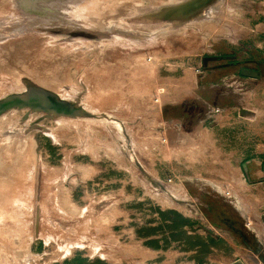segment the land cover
Segmentation results:
<instances>
[{
    "label": "rangeland",
    "instance_id": "obj_1",
    "mask_svg": "<svg viewBox=\"0 0 264 264\" xmlns=\"http://www.w3.org/2000/svg\"><path fill=\"white\" fill-rule=\"evenodd\" d=\"M263 1L217 0L184 27L170 25L172 31L162 37L131 34L127 44L116 45L121 55L114 54L108 62L71 64L69 54L67 61L50 69H27L6 57L24 89L23 75L69 101L77 100L98 117L49 119L42 112L22 117L15 132L30 135L34 154L42 157L36 162L35 237L31 241L33 227L23 202L13 204L0 222V264L158 263L157 258L143 262L104 256H119L120 246L129 242L150 249L174 243L184 250L196 247L202 263L213 247L224 246L220 235L232 234L242 243L234 197L222 179L214 178L218 165L208 164L204 155L211 152L206 143L217 139L223 155L232 151L242 159L219 165L236 168L241 182L239 166L264 155V117L256 121L241 107L249 92L264 108V91L250 82L255 77L242 73L249 69L264 76V47L253 32ZM50 17L55 30L46 25ZM42 20L47 22L23 34H58L44 35L45 41L36 34V48L48 49L55 38L66 35L68 43L76 36L108 38L94 31L76 34L81 23L52 12H44ZM20 51L23 62L28 53ZM44 52L36 56L40 59L38 53ZM43 75L47 82L40 80ZM203 141L205 146H198ZM115 209L112 230L119 237L113 248L96 242L93 235ZM223 216L239 232L222 222Z\"/></svg>",
    "mask_w": 264,
    "mask_h": 264
},
{
    "label": "water",
    "instance_id": "obj_2",
    "mask_svg": "<svg viewBox=\"0 0 264 264\" xmlns=\"http://www.w3.org/2000/svg\"><path fill=\"white\" fill-rule=\"evenodd\" d=\"M217 0H0V125L18 128L29 112H42L49 119L96 118L78 102L61 97L50 88L18 77L6 64V47L22 39L27 29L39 28L44 12H52L68 21L86 26L102 35L130 39V33L162 37L172 31L170 25L184 27V22L205 12ZM251 77L254 70L243 69ZM14 148L0 144V222L23 202L30 213L32 239L35 237L37 165L42 157L33 154L28 140L12 142ZM246 244V242L244 241ZM247 245V244H246ZM232 264H242L234 261Z\"/></svg>",
    "mask_w": 264,
    "mask_h": 264
},
{
    "label": "crops",
    "instance_id": "obj_3",
    "mask_svg": "<svg viewBox=\"0 0 264 264\" xmlns=\"http://www.w3.org/2000/svg\"><path fill=\"white\" fill-rule=\"evenodd\" d=\"M262 6L264 9V1ZM253 32L255 36L259 37V44L264 47V11L259 14L257 22L254 24ZM249 80H254L250 82L258 85V91L261 90V93L264 91L263 74H259V77ZM254 95L255 92L253 91ZM247 97L249 99L245 98L241 102V107L249 110L250 115L256 121H259V118L264 117V108L259 107L261 101L259 97L250 98L251 94L249 92H247ZM198 139V141H201L200 136ZM204 141L203 143L199 142L198 146L204 147ZM216 142L217 139H214L212 145H208L207 143L209 142L206 143V146L211 147V152L206 156L204 155V158L208 164L218 165L217 169L214 170V173H216L214 178L217 180L222 179L224 187L229 192L227 194L234 197V206L242 222L241 229L243 231V235L239 233L240 235L238 236L243 237V244H237L232 234L220 235L224 240V246H221V248L218 246L213 247L205 262L202 263L197 259L196 247L184 250L177 243L165 249H150L142 248L140 245H135L134 242H129V244L120 246L122 253L119 256H115L111 252L104 256L109 259H116L117 257H120L119 259H134V257H137L139 261L143 262L157 258V264H230L237 260L241 261L242 264H264V155L256 154L244 161L243 164L245 165L243 168H241V165L239 166L244 179L241 182L236 168H232L230 171V168L222 169L219 165L240 163L242 159L235 156L232 151H228L226 152L227 154L223 155L220 146ZM199 157L203 156L199 154ZM111 213V211L107 213L104 224H99L94 229V235H92L96 242L110 244L113 247L118 244L119 236L112 230L113 224L117 223L116 209L113 214ZM99 233L103 236L98 235ZM102 237L104 239H101ZM218 238L216 235L215 240L218 241ZM101 257L103 258V256Z\"/></svg>",
    "mask_w": 264,
    "mask_h": 264
},
{
    "label": "bare ground",
    "instance_id": "obj_4",
    "mask_svg": "<svg viewBox=\"0 0 264 264\" xmlns=\"http://www.w3.org/2000/svg\"><path fill=\"white\" fill-rule=\"evenodd\" d=\"M215 9H216V7H215ZM49 15H51V14H49ZM54 18H56V17H54ZM51 19H53V18L50 17V21H48V23H46V25H48V27L53 28L56 24L55 25L52 24L53 21H51ZM60 19H61V17H60ZM54 21H55V19H54ZM72 22H76V21H72ZM57 23H59L60 26H61V24H64L63 22L60 23L59 21ZM59 24H58V27H59ZM77 24H75V26H78ZM67 26H69V25H67ZM65 27H66V25L64 26V28ZM69 28H71V27H69ZM60 29H61V27H60ZM65 29H63V30H65ZM77 29L78 30L80 29V30L77 31V32L75 30V33L76 34L79 32L81 34V36L82 35L85 36V32L88 33V31L89 32H93L94 31V25L86 26L84 24H81V25H79V28H77ZM53 30H55V28H53ZM53 30L50 33H47V34H45V33L40 34V33H37V32L34 33L32 31H30V34L28 32L25 33V34H23V36H26L25 38H22V39H19V40H13L6 47V57H8V58L9 57H12L13 59H15V61L17 63L20 62V63L23 64L22 66H24V67L26 66L27 69L28 68L29 69H37V68H47V69H50V67L55 66L56 64H58V62L60 63V62L67 61L65 59L66 58L67 59L69 58L68 57L69 54L72 55V57L69 55L71 57V58H69L71 60L70 61L71 64H76L79 61H85V62L92 61V62L103 63V62H108L107 60L110 57H114V54L116 55V54H119L118 52H121L118 49L116 51V45L119 44V46H120V44H121L120 41H122V45H123V43L127 44L131 40V38L130 39H127V38H120V37L107 36V35H104V36H107L108 37L107 39H104V40H101V39H95V40H92V39H79V37L76 36V37H71L70 38V39H74V41L72 43H68V42L64 41V39L67 40L66 37H68L66 35V33H65L66 37L64 36V37H60V38H55V40H53L55 42L53 44H51L50 47H48V49L36 48V46H35L36 45V42H35V38L36 37H35V35L36 34L37 35H40L39 37L38 36L37 37H38L39 40L41 39V41H42V39L45 38L44 35H51V34H53V36H54L55 33L58 31L57 30V31L53 32ZM72 30H70V31L72 32ZM27 31H28V29H27ZM94 32L97 33V36H100L101 35V33L98 32V31H94ZM56 34H58V33H56ZM60 34H61V32H60ZM131 34L132 33H130V35ZM77 39H79V42L77 41ZM147 39L149 40V38H147ZM43 41H45V39ZM53 41H51V42H53ZM144 41H146V40H144ZM144 45H146V44H144ZM120 48H122V47H120ZM21 49H24L28 53V55H27V53H25V51L24 52L22 51L24 53L23 56H25V54L27 55L26 56L27 59L24 60L23 62H21L22 59H21V56H20V54H22V53H20L21 52L20 51ZM36 49H37V51H40V50L45 51L42 55L38 53V55L41 57L40 58L41 60L36 56V52H37ZM78 51H79V53L85 51L82 54H85L86 52H88L90 54H88V55L85 54V56H83L82 54L79 55L78 53H76ZM76 54H78V55H76ZM120 55L121 54H119V56ZM6 64H7V61H6ZM48 71H50V70H48ZM48 76L50 78H52V74L51 73ZM61 77H62V75H59V76L56 77V79H60ZM30 80H31V82H33L32 81V78ZM40 80L47 82V79H46L45 75H43V77ZM34 82H36L35 84H37V85H41L38 80H34ZM27 116H31V115H28L27 114ZM27 116L25 115L24 117L26 118ZM31 118L32 117H30V120H27V122L29 124L32 122L31 121L32 120ZM34 118H36V117H34ZM62 125H63V123H62ZM65 126L68 127L69 125L64 124V128H65ZM24 129H25V132L26 131H30L27 128H24ZM21 134H25V133L15 132V128L8 130V125H0V144H2L4 147L14 148L12 142H18V141L28 140L29 149L34 154L33 142H32L33 139L31 138L30 135H26V134L25 135H21ZM28 136H29L30 140H29ZM13 252H15V251H13Z\"/></svg>",
    "mask_w": 264,
    "mask_h": 264
},
{
    "label": "trees",
    "instance_id": "obj_5",
    "mask_svg": "<svg viewBox=\"0 0 264 264\" xmlns=\"http://www.w3.org/2000/svg\"><path fill=\"white\" fill-rule=\"evenodd\" d=\"M172 214H173V216H175L176 218H182V217H180L179 216V214H177V213H175V212H171ZM222 220V222H224L226 225H228L231 229H233L235 232L237 231V232H239V230H236V229H234V225H233V223H232V220L231 219H228V218H225L224 216H223V218L221 219ZM186 222H189V221H186ZM190 224H191V222H190ZM98 264H106V263H100V262H97Z\"/></svg>",
    "mask_w": 264,
    "mask_h": 264
}]
</instances>
